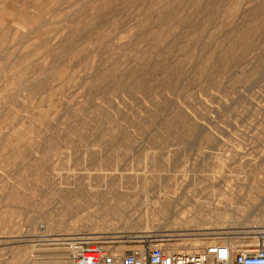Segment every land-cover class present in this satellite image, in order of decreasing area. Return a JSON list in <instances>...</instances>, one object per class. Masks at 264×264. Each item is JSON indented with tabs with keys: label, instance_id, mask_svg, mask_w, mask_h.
<instances>
[{
	"label": "rangeland",
	"instance_id": "1",
	"mask_svg": "<svg viewBox=\"0 0 264 264\" xmlns=\"http://www.w3.org/2000/svg\"><path fill=\"white\" fill-rule=\"evenodd\" d=\"M148 237L264 248V0H0V264Z\"/></svg>",
	"mask_w": 264,
	"mask_h": 264
},
{
	"label": "built area",
	"instance_id": "2",
	"mask_svg": "<svg viewBox=\"0 0 264 264\" xmlns=\"http://www.w3.org/2000/svg\"><path fill=\"white\" fill-rule=\"evenodd\" d=\"M95 241L77 238L65 242L73 264H264V248L234 250L221 242L192 252H176L170 249L169 241L148 237L121 252L119 247H104Z\"/></svg>",
	"mask_w": 264,
	"mask_h": 264
},
{
	"label": "bare ground",
	"instance_id": "3",
	"mask_svg": "<svg viewBox=\"0 0 264 264\" xmlns=\"http://www.w3.org/2000/svg\"><path fill=\"white\" fill-rule=\"evenodd\" d=\"M157 205V204H156ZM162 210V209H161ZM165 211V209H163ZM162 210V211H163ZM29 242V241H28ZM39 242V241H38ZM38 242H35V243H38ZM52 242V241H50ZM49 242V244H50ZM30 243V242H29ZM32 243V242H31ZM44 243V241H43ZM46 243V242H45ZM222 243V242H221ZM48 244V243H47ZM63 244V243H62ZM65 244V243H64ZM226 244V243H225ZM227 245V244H226ZM47 246V245H45ZM228 246V245H227ZM229 247V246H228ZM200 247L195 244V243H190V244H185L184 246L182 247H179V246H174V247H170L171 250L173 251H176V252H192V251H196L197 249H199ZM26 249V248H25ZM28 249V248H27ZM29 249L31 250H34L33 247H29ZM62 250V249H61ZM29 251V250H28ZM58 252V251H57ZM49 257V256H48ZM59 259V258H58ZM63 259V258H62ZM52 260V259H51ZM33 264H73L72 260L69 259V260H66V261H61L60 259L59 260H56L54 262L52 261H49V262H36V263H33Z\"/></svg>",
	"mask_w": 264,
	"mask_h": 264
}]
</instances>
